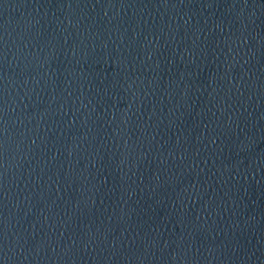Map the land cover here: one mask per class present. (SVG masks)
<instances>
[{
  "label": "water",
  "instance_id": "95a60500",
  "mask_svg": "<svg viewBox=\"0 0 264 264\" xmlns=\"http://www.w3.org/2000/svg\"><path fill=\"white\" fill-rule=\"evenodd\" d=\"M0 264H264V0H0Z\"/></svg>",
  "mask_w": 264,
  "mask_h": 264
}]
</instances>
